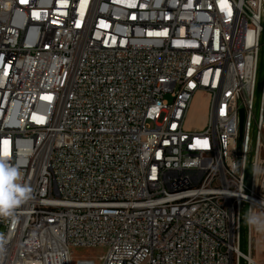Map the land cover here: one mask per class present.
Returning a JSON list of instances; mask_svg holds the SVG:
<instances>
[{
  "label": "built area",
  "instance_id": "obj_1",
  "mask_svg": "<svg viewBox=\"0 0 264 264\" xmlns=\"http://www.w3.org/2000/svg\"><path fill=\"white\" fill-rule=\"evenodd\" d=\"M0 158V264H264V0H0Z\"/></svg>",
  "mask_w": 264,
  "mask_h": 264
},
{
  "label": "clouds",
  "instance_id": "obj_2",
  "mask_svg": "<svg viewBox=\"0 0 264 264\" xmlns=\"http://www.w3.org/2000/svg\"><path fill=\"white\" fill-rule=\"evenodd\" d=\"M31 197V188L22 183L21 164H12L6 158H0V218L14 215V210ZM245 223L258 232H264V202L260 210L250 208Z\"/></svg>",
  "mask_w": 264,
  "mask_h": 264
},
{
  "label": "rangeland",
  "instance_id": "obj_3",
  "mask_svg": "<svg viewBox=\"0 0 264 264\" xmlns=\"http://www.w3.org/2000/svg\"><path fill=\"white\" fill-rule=\"evenodd\" d=\"M210 103V95L204 91H198L192 100L190 107L189 116L187 119V127L195 128L200 123V127H203L207 121L208 117V107ZM258 191L264 194V165L262 166V171H260L258 177ZM260 238V236L258 237ZM258 250L263 251V244L258 245ZM73 261L76 262L79 258H84L87 256H93L98 258V256L104 254L105 250L101 247L94 248H74L73 249ZM98 260V259H97Z\"/></svg>",
  "mask_w": 264,
  "mask_h": 264
},
{
  "label": "water",
  "instance_id": "obj_4",
  "mask_svg": "<svg viewBox=\"0 0 264 264\" xmlns=\"http://www.w3.org/2000/svg\"><path fill=\"white\" fill-rule=\"evenodd\" d=\"M258 82H260V75L258 78ZM244 120H245V110L243 107L239 108V140L241 141L242 138V131H243V126H244ZM252 152L250 154V160L252 158ZM251 176V161L249 162V165L247 167L246 171V181L249 182Z\"/></svg>",
  "mask_w": 264,
  "mask_h": 264
},
{
  "label": "crops",
  "instance_id": "obj_5",
  "mask_svg": "<svg viewBox=\"0 0 264 264\" xmlns=\"http://www.w3.org/2000/svg\"><path fill=\"white\" fill-rule=\"evenodd\" d=\"M197 126L195 127V128H199L201 125H200V123H198V124H196Z\"/></svg>",
  "mask_w": 264,
  "mask_h": 264
}]
</instances>
